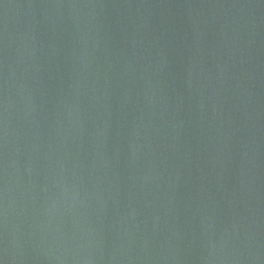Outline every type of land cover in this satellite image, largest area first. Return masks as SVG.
Segmentation results:
<instances>
[{
	"label": "water",
	"instance_id": "95a60500",
	"mask_svg": "<svg viewBox=\"0 0 264 264\" xmlns=\"http://www.w3.org/2000/svg\"><path fill=\"white\" fill-rule=\"evenodd\" d=\"M0 264H264V0H0Z\"/></svg>",
	"mask_w": 264,
	"mask_h": 264
}]
</instances>
